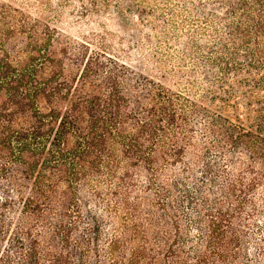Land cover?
I'll return each mask as SVG.
<instances>
[{
    "label": "trees",
    "instance_id": "1",
    "mask_svg": "<svg viewBox=\"0 0 264 264\" xmlns=\"http://www.w3.org/2000/svg\"><path fill=\"white\" fill-rule=\"evenodd\" d=\"M9 1L0 264H264V0L184 6L203 24L186 42L167 30L170 0H76L85 21L117 15L126 49L152 44L149 33L176 41L193 67L175 72L181 90L120 60L102 35L71 37L33 18L35 4Z\"/></svg>",
    "mask_w": 264,
    "mask_h": 264
},
{
    "label": "rangeland",
    "instance_id": "2",
    "mask_svg": "<svg viewBox=\"0 0 264 264\" xmlns=\"http://www.w3.org/2000/svg\"><path fill=\"white\" fill-rule=\"evenodd\" d=\"M2 1L10 2L9 0ZM39 1L40 0H13L14 3H12L14 6H17L22 10L25 8L24 2L35 4V7L37 8L29 12L33 18H38L39 20L48 23L51 27H54L57 30H62L65 34H68L71 37L84 39V37L87 36V33L90 32L102 35V38H104V44L114 47L119 54L120 60L131 64L137 68L136 70L141 71L148 77H153L155 80H159L170 88L181 90L184 86H189L185 81L179 80L177 78V73H175L177 70H180L183 74H190L193 72L190 58L181 54L179 47L176 46V41L171 39L166 42L159 34L155 35L154 33L147 32L150 34L149 40L153 45L144 41H140L139 43H135L134 41V44L126 49L122 45L124 42H122L121 39L124 37L130 41H132V39L123 34V32H119L120 29L116 25L117 22H114L117 15H115L114 19L111 17L112 13L109 12H105L101 16L93 15L90 22L89 20L85 21V18L78 17L77 3H75L76 0H71V2L69 1L68 3L64 2L65 0H60L63 1L61 4L62 6L57 5V3L60 2L59 0H41L42 2L50 3L54 8H58V13L48 11L43 5L41 6L38 4ZM199 1L204 0H185L183 5L182 0H170L168 5L174 12L175 16H170L171 11H168V14L165 15V18L167 17L170 19V26L167 30H174L179 37H184V34H187L191 29L199 31V27L203 26V24H199V20L189 16L187 12L183 10L184 6L187 7L186 9H190ZM120 2H128L137 6L141 3L140 6H145L147 8L154 5L149 0H145L144 2L141 0H120ZM157 13L158 12H154L153 16L147 17V21L154 22ZM131 17L135 19L132 15ZM191 23H193V25ZM129 31L131 32L132 30L129 29ZM142 32H140V35L143 34ZM170 32L167 35H171ZM141 37L146 38V35L143 34ZM183 40L186 42L187 38L184 37ZM85 41L88 40L85 39ZM90 48L93 50L96 47L91 45ZM163 78H166L168 81Z\"/></svg>",
    "mask_w": 264,
    "mask_h": 264
}]
</instances>
